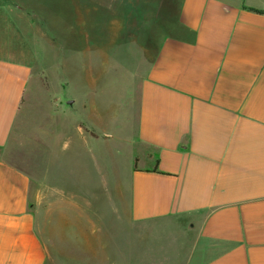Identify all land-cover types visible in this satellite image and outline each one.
<instances>
[{
    "label": "crops",
    "instance_id": "obj_1",
    "mask_svg": "<svg viewBox=\"0 0 264 264\" xmlns=\"http://www.w3.org/2000/svg\"><path fill=\"white\" fill-rule=\"evenodd\" d=\"M6 5L0 2V149L30 99L33 78L31 21L26 33L25 25L17 26L21 16L1 11ZM255 10L264 11V0L181 1L173 31L157 44L124 101L126 133L120 136L133 162L128 194L120 177L101 178L93 193L97 204L91 206L107 224L183 228L191 238L186 264H264V14ZM93 46L108 57L104 47ZM135 46L143 61L142 45ZM40 69L47 77L41 169L56 162V174L79 165L95 170L104 160L96 141L110 143L117 132L102 99L101 74L93 67L85 80L54 83L50 71L62 68L41 62ZM45 172L34 182L26 169L0 157V264L48 262L41 230L53 194L42 192ZM54 193L64 214H72V190L56 185ZM101 198L108 205L102 214Z\"/></svg>",
    "mask_w": 264,
    "mask_h": 264
},
{
    "label": "rangeland",
    "instance_id": "obj_2",
    "mask_svg": "<svg viewBox=\"0 0 264 264\" xmlns=\"http://www.w3.org/2000/svg\"><path fill=\"white\" fill-rule=\"evenodd\" d=\"M181 1L0 0L3 4H9L2 7V12L8 9L17 18L21 16L17 26L24 29L25 25L26 33H29L27 22L31 21L33 49L30 99L25 100L9 144L0 149V157H6L26 169L34 182L44 179L45 169L48 168V186L43 184L41 187L45 195L53 194L50 199H46L50 211L44 216L46 223L41 230L48 247L47 264L188 262L191 238L183 228L164 223H134L130 220L127 224L113 222L110 225L91 206L97 204L93 193L98 190L101 178L111 182L120 177L127 186L128 194V169L133 162L129 159L127 146L121 140L124 136H120L126 133V120L122 117L124 101L129 88L139 82L157 44L173 31ZM46 42L49 44L46 45ZM135 43L143 47V61ZM96 44L106 49L108 57L99 56L97 48L93 46ZM41 62L48 67L59 65L62 68L63 71H58V74L55 70L50 71L54 83L56 79L64 77L71 82L72 78L74 82L85 80L84 76L87 77L88 70L93 67L97 74H101L98 84L102 99L106 108H111L115 127L112 129H117V132L112 134L110 143L106 140L96 141L97 157L104 160L96 162L95 170H83L79 165L76 169L69 167L56 174V162H47V168L41 169L40 103L42 95L45 96L43 84L47 79L41 72ZM135 67L138 71H135ZM72 92L76 93L73 87L69 93ZM66 97L68 95L64 94V102ZM118 149L124 151V156L118 154ZM57 180L63 183L56 184ZM36 185L38 182L33 184V191ZM56 185L69 187L77 198V206L69 209L72 214H64L60 201L62 197L54 193ZM99 206L101 214L108 211L103 198Z\"/></svg>",
    "mask_w": 264,
    "mask_h": 264
},
{
    "label": "trees",
    "instance_id": "obj_3",
    "mask_svg": "<svg viewBox=\"0 0 264 264\" xmlns=\"http://www.w3.org/2000/svg\"><path fill=\"white\" fill-rule=\"evenodd\" d=\"M255 11L264 14V11L263 10H255Z\"/></svg>",
    "mask_w": 264,
    "mask_h": 264
}]
</instances>
